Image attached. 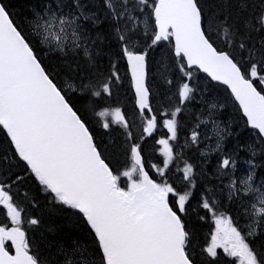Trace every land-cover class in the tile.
<instances>
[{
    "label": "snow or ice",
    "instance_id": "1",
    "mask_svg": "<svg viewBox=\"0 0 264 264\" xmlns=\"http://www.w3.org/2000/svg\"><path fill=\"white\" fill-rule=\"evenodd\" d=\"M0 264H264V0H0Z\"/></svg>",
    "mask_w": 264,
    "mask_h": 264
}]
</instances>
